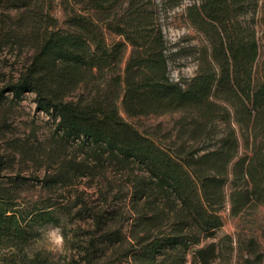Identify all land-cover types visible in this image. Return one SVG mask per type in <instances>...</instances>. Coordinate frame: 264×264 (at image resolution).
I'll list each match as a JSON object with an SVG mask.
<instances>
[{"label": "trees", "instance_id": "trees-1", "mask_svg": "<svg viewBox=\"0 0 264 264\" xmlns=\"http://www.w3.org/2000/svg\"><path fill=\"white\" fill-rule=\"evenodd\" d=\"M55 1L0 0V251L52 225L68 264H264L254 236L217 237L227 205L264 203V0H63V21ZM180 7L197 44L166 35ZM29 94L48 116L35 146L5 136ZM168 113L164 136L130 120Z\"/></svg>", "mask_w": 264, "mask_h": 264}, {"label": "rangeland", "instance_id": "rangeland-1", "mask_svg": "<svg viewBox=\"0 0 264 264\" xmlns=\"http://www.w3.org/2000/svg\"><path fill=\"white\" fill-rule=\"evenodd\" d=\"M183 8H177L172 12L171 25L165 32L169 39L179 41L183 45L197 44L201 36L191 27L187 26L180 18ZM53 13L63 21L66 16L65 4L63 0H56ZM198 70V62L193 56L183 57L171 67V74L175 78L180 76H193ZM33 95L29 94L21 105L22 108L10 119L11 129L7 130L6 137L10 142L17 143L24 138H32V145L35 146L38 140H44L49 135V125L45 123L48 116L36 110V104L32 101ZM124 116L125 113L122 112ZM180 113H168L163 115H149L140 118L130 119L141 131L155 132L159 135L176 132V120ZM37 127L36 137H33L32 128ZM8 141V142H9ZM6 142L0 145L4 148ZM17 170L24 169L28 178L38 174V165L31 161L17 163ZM21 202L24 205H32L35 199V188L33 180H29L23 190ZM225 224L218 231L217 237L223 234H231L237 239L244 241L248 237L254 236L259 244L264 247V203L254 208H248L238 216L231 214L229 205L223 210ZM42 253L50 258V264H68L71 252L66 240L62 235V230L58 226L44 225L37 229L35 236L23 247L5 248L0 251V264H25L29 258L36 253ZM236 264H244L242 257L235 258Z\"/></svg>", "mask_w": 264, "mask_h": 264}]
</instances>
